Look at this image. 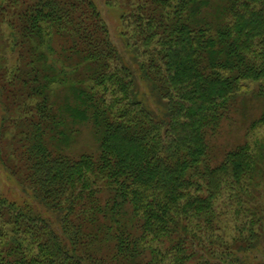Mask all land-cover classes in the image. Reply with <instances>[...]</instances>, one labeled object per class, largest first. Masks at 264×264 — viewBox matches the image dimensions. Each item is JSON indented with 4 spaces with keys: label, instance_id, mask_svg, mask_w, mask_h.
I'll list each match as a JSON object with an SVG mask.
<instances>
[{
    "label": "trees",
    "instance_id": "16d2710c",
    "mask_svg": "<svg viewBox=\"0 0 264 264\" xmlns=\"http://www.w3.org/2000/svg\"><path fill=\"white\" fill-rule=\"evenodd\" d=\"M121 1L129 58L93 0H0V264H251L264 137L215 140L264 128V0Z\"/></svg>",
    "mask_w": 264,
    "mask_h": 264
},
{
    "label": "rangeland",
    "instance_id": "374dc122",
    "mask_svg": "<svg viewBox=\"0 0 264 264\" xmlns=\"http://www.w3.org/2000/svg\"><path fill=\"white\" fill-rule=\"evenodd\" d=\"M99 7L108 27L110 30L111 39L114 41L120 52L129 58V51L133 50L131 47L127 50V44L125 37L122 36V26L120 22V16L123 12L124 4L121 0H93ZM127 58V59H128ZM130 59H128L129 61ZM252 86V85H251ZM260 107L255 109L248 107L245 112L243 109H239L234 112L231 120L226 121L220 133L215 140L216 151L229 150L238 143H244L247 140L255 143L263 139L264 128H259L252 134L251 124L254 120L258 119L261 115ZM2 123V115L0 110V126ZM82 133L77 135L78 137L72 144V153H80L82 151H88V145L93 146V138L91 131L87 127H82ZM6 194L11 197L22 198L24 194L18 187L11 182L5 170L0 166V195ZM249 262L251 264H264V238L255 250L249 253Z\"/></svg>",
    "mask_w": 264,
    "mask_h": 264
}]
</instances>
